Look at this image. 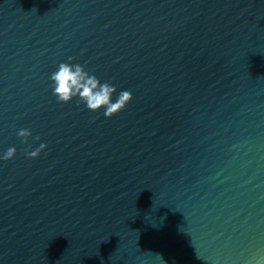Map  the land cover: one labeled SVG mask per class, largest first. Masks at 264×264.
I'll return each mask as SVG.
<instances>
[{"label": "water", "instance_id": "obj_1", "mask_svg": "<svg viewBox=\"0 0 264 264\" xmlns=\"http://www.w3.org/2000/svg\"><path fill=\"white\" fill-rule=\"evenodd\" d=\"M69 57L132 100L110 118L58 102ZM12 147L0 264H256L264 0H0V157Z\"/></svg>", "mask_w": 264, "mask_h": 264}, {"label": "clouds", "instance_id": "obj_2", "mask_svg": "<svg viewBox=\"0 0 264 264\" xmlns=\"http://www.w3.org/2000/svg\"><path fill=\"white\" fill-rule=\"evenodd\" d=\"M72 59L69 57V62L60 63L58 69L50 76V80L53 82V94L58 102L69 103L73 98L78 97L79 102H83L88 110L97 112L104 109V116L110 118L121 112L132 100V93L124 90L113 102L112 96L117 91L116 87L108 82L101 83L97 76L90 74L82 65L71 63ZM17 134L23 138L25 143L32 135L28 129H20ZM46 147V144L40 143L39 147L26 154L30 159L37 158ZM15 154L16 149L12 147L0 159L11 160ZM261 261H264V257L258 259L256 264H261Z\"/></svg>", "mask_w": 264, "mask_h": 264}]
</instances>
